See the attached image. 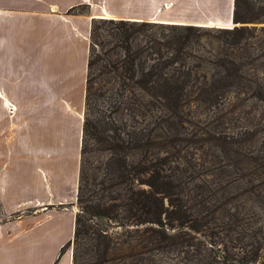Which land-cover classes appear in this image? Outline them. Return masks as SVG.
I'll use <instances>...</instances> for the list:
<instances>
[{
  "label": "rangeland",
  "instance_id": "1",
  "mask_svg": "<svg viewBox=\"0 0 264 264\" xmlns=\"http://www.w3.org/2000/svg\"><path fill=\"white\" fill-rule=\"evenodd\" d=\"M209 9L199 11L220 17ZM236 15L237 22L231 13L213 25L148 20L133 26L126 44L143 68L153 61L184 80L176 110L105 70L107 63L120 70L124 43L112 36V25L95 19L88 96L91 117L102 116L105 124L103 140L88 137L83 152L81 139L79 223L65 247L72 264H264V0H237ZM170 24L198 30L176 45L177 32L164 28ZM114 127L128 134L124 161L105 149L117 141ZM140 134L164 144L160 167L175 180L183 205L179 219L161 215L162 226L148 219L150 204L130 200L147 190L142 182L157 153L150 143L146 153L137 151ZM164 207L171 210L166 200Z\"/></svg>",
  "mask_w": 264,
  "mask_h": 264
},
{
  "label": "crops",
  "instance_id": "2",
  "mask_svg": "<svg viewBox=\"0 0 264 264\" xmlns=\"http://www.w3.org/2000/svg\"><path fill=\"white\" fill-rule=\"evenodd\" d=\"M206 5L220 17L201 14ZM232 10L233 0H0V264H72L64 246L75 227L92 21L213 25Z\"/></svg>",
  "mask_w": 264,
  "mask_h": 264
},
{
  "label": "trees",
  "instance_id": "3",
  "mask_svg": "<svg viewBox=\"0 0 264 264\" xmlns=\"http://www.w3.org/2000/svg\"><path fill=\"white\" fill-rule=\"evenodd\" d=\"M237 10V0L233 2L232 10V19L237 22L238 17L236 15ZM110 17H103L99 19V22H106L113 26L114 32L112 36L119 39L123 47V59L120 60L119 69L117 70L113 64L107 63L103 67L105 70L107 66L111 67L116 72V77L120 79L123 86L127 87L128 82L135 84L140 91L146 93V95L156 101H158L164 108L167 110H176L180 107L182 101V95H184L185 82L183 79H178L173 73L162 71V65H159L155 62H151L148 66L143 68V62H140L138 57L134 53L130 52V48L126 44V41L130 35V31L133 30V26H145L148 23L139 22V21H125L123 19H104ZM96 20H93L90 27V37L95 35V23ZM164 28L171 29L172 31L177 32V37L174 36L173 41L176 45L183 43V40L190 35V31L198 30L192 25H175L170 24L164 26ZM240 30V29H239ZM232 31H238L237 28H233ZM92 45L90 42V52L89 58L87 59V68L88 75H86V92H85V109L83 114V127H82V144L81 152L85 150V144H87V138L91 137L96 141L103 140L102 132L104 126V120L102 116L96 117L93 119L91 117V110L93 108L90 104L89 90L90 82L89 79L90 69L95 64V59H93L92 54ZM176 51H179V46H177ZM127 82V83H126ZM111 132L115 136L116 142H112L106 145L105 149L115 150L116 153L123 155L120 157L124 161V154L130 150L129 140L126 139V133L122 132V136L117 132L116 128H111ZM125 135V138L123 137ZM150 141V142H149ZM144 135H137L136 146L137 151H141V148L146 153V150L143 148L146 144L154 145L157 153H152L153 160L149 163V169L146 171V177L142 183L147 186V190H143L140 193H137L134 197H130V200L136 203H145L150 204L152 210L147 211L150 216L148 219H151L153 223L161 225V215H167L168 218L173 219L175 214L179 219L183 212V205L181 204L180 197H178L177 184L173 180L172 176L169 174L162 173L160 164L166 159L167 151L163 148L164 144L162 142H157L155 140H149ZM133 146V147H134ZM164 200H166L167 205H170L171 210L169 211L164 207ZM178 215V216H177ZM75 227L73 230V239L76 237V230L78 229L77 225L79 223V218L75 216L74 218ZM66 247V245L64 246ZM63 249V247L61 248ZM75 259V258H74Z\"/></svg>",
  "mask_w": 264,
  "mask_h": 264
},
{
  "label": "bare ground",
  "instance_id": "4",
  "mask_svg": "<svg viewBox=\"0 0 264 264\" xmlns=\"http://www.w3.org/2000/svg\"><path fill=\"white\" fill-rule=\"evenodd\" d=\"M107 16V15H106Z\"/></svg>",
  "mask_w": 264,
  "mask_h": 264
}]
</instances>
